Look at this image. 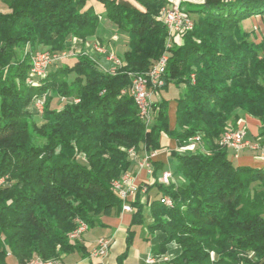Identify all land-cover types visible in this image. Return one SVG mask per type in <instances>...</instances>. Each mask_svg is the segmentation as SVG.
<instances>
[{
    "label": "trees",
    "instance_id": "trees-1",
    "mask_svg": "<svg viewBox=\"0 0 264 264\" xmlns=\"http://www.w3.org/2000/svg\"><path fill=\"white\" fill-rule=\"evenodd\" d=\"M88 1L5 0L0 11V179L7 178L0 188V264L9 258L14 264L57 260L74 251L84 256L68 239L76 221L89 230L121 212L113 183L133 166L129 150L155 152L161 135L177 148L197 135L200 144L193 153L171 152L174 184L146 187L148 232L160 235L150 255L161 257L175 243L177 254L158 264H264V166H238L220 142L247 115L259 122L251 142L264 148V39L254 43L241 28L244 20L264 16V0L204 4L187 12L193 28L171 50L164 85L157 88L184 87L172 129L168 102L152 104L146 123L129 88L135 74L147 73L164 52L167 30L158 14L165 0H132L138 8L125 0H96L104 19L128 39L112 74L78 56L72 65L50 67L36 85L25 84L31 66L19 53L25 47L62 52L70 39L96 35L100 18ZM49 93L70 103L51 109ZM43 96L37 125L28 109ZM252 152L264 158V152ZM139 195L131 204L129 237L130 228L143 223ZM162 196L171 198L172 209L160 204Z\"/></svg>",
    "mask_w": 264,
    "mask_h": 264
},
{
    "label": "crops",
    "instance_id": "crops-1",
    "mask_svg": "<svg viewBox=\"0 0 264 264\" xmlns=\"http://www.w3.org/2000/svg\"><path fill=\"white\" fill-rule=\"evenodd\" d=\"M91 2V8L94 12L99 16L100 19L105 20L104 8L101 4L96 2V0H89ZM177 1L180 2L181 8L183 11L190 12L187 10L188 7H194V9L204 5V4H215L221 2H227L232 0H165V2ZM187 6V7H185ZM86 7H89V4H86ZM193 9V10H194ZM191 10V11H193ZM192 16V15H191ZM243 30L251 35V39L254 43L260 42L264 39V16H254L249 19H246L242 22ZM102 34H97L91 38V41H99L101 44L107 47L109 46V42L116 46L117 39L102 38ZM182 41L175 40V46H180ZM125 52V51H124ZM96 57V62L101 59ZM67 59V58H66ZM61 59L60 63L72 65L75 61V58L70 59ZM98 66V65H97ZM115 69V67H114ZM114 69L108 71L112 72ZM104 72V71H103ZM164 85V84H163ZM184 87L179 86L175 87L173 84H168L166 89H161L155 93V95L151 94L152 104H155L161 100L168 102L169 108V120L172 119L173 126L170 125L172 129L174 127L175 121V101L179 98V96L183 93ZM240 126H244L247 130L249 128L247 140L251 142V140L257 137L259 122L256 119H253L247 115H244L240 119ZM159 150L155 151V156L151 160L152 162V174H147L145 170H140L136 166V159H134L133 166L131 170L128 172L130 175H133L135 178L136 184L139 186L138 192L142 188L147 186H151L155 183H158V180L161 176V173L164 171H169L167 166L172 161L171 152L177 150V146L174 140L170 139L166 135H161L159 139ZM251 152H243L239 158L236 160L238 166L244 167H252V168H260L264 166V158L263 155L254 156L250 154ZM140 156L143 155V152L138 153ZM172 173V172H171ZM174 177V176H173ZM174 182H176V178L174 177ZM152 198L154 196L155 191L152 190ZM140 203L143 205L142 215H143V223L140 227L130 228L133 231V236L129 237V227L132 219V214L134 213H125L121 210L118 214H113L110 217H102L100 218V222L102 226L95 227L87 230L79 241H77L78 245L84 249L85 255L82 256L81 253L74 251L70 254H62L59 257L60 264H118V259L126 253V257L123 259L122 264H146L145 260L150 255V249L153 245L158 243L160 240V235L155 233L153 236L149 235L148 226L152 224V219L149 212V205L147 200V195L140 193ZM151 198V199H152ZM99 238H111L112 244L109 249L107 256L102 260H91L88 258L89 251L94 247L95 242Z\"/></svg>",
    "mask_w": 264,
    "mask_h": 264
},
{
    "label": "built area",
    "instance_id": "built-area-1",
    "mask_svg": "<svg viewBox=\"0 0 264 264\" xmlns=\"http://www.w3.org/2000/svg\"><path fill=\"white\" fill-rule=\"evenodd\" d=\"M158 17L164 21V25H169L171 29V37H167L164 52L160 58L154 62L150 70L145 74H135L136 82H131L129 88H133V95L136 96L137 101H141V109L139 110V118L146 123H150L153 118L152 101H151V90L161 87L164 83L163 76L166 70L168 60L171 57V50L175 46V40L182 41L183 28L192 26V19L190 16L183 12L181 9L180 2L171 1L167 9H164L162 13L158 14ZM99 51L107 56V60L110 62H120L113 61V59L107 54L104 49L97 48ZM63 59V58H62ZM56 60L55 56L48 52H38L34 55L31 61V67L28 74L27 84L32 86L39 82V76L42 73H47L48 68ZM147 77H156V84L147 85ZM43 99H38L35 102V107L38 112L43 110ZM247 130L244 126H240V121L238 122V127L234 129V134H222L220 142L223 143L224 147L229 149L234 159H238L239 155L246 151H260L264 152L258 143L250 142L246 138ZM200 144V138L195 136L192 138L187 145L183 147V154L193 153L196 147ZM136 156V166L140 170H145L147 174H152L151 160L155 156V152L149 154L144 153L142 156ZM263 158V157H262ZM158 183L163 186H169L174 184V177L170 171H164L158 180ZM113 189L117 197L122 202V211L125 213L133 212L131 204L133 203L136 194L139 190V186L135 182L133 175H124L118 181L113 183ZM141 194L145 193V188L140 190ZM162 200V205L172 206V200L169 196H162L159 198ZM88 228L86 224H76V231L74 234H69L68 239L70 242H77L81 239V236L87 232ZM111 238H99L96 240L94 247L89 251L88 258L91 260H102L104 259L111 247ZM146 264H158L152 256L151 260L145 261ZM30 264H60L58 260H54V263H47V260H42L40 258H33L30 260Z\"/></svg>",
    "mask_w": 264,
    "mask_h": 264
},
{
    "label": "rangeland",
    "instance_id": "rangeland-1",
    "mask_svg": "<svg viewBox=\"0 0 264 264\" xmlns=\"http://www.w3.org/2000/svg\"><path fill=\"white\" fill-rule=\"evenodd\" d=\"M127 3H129L130 6L138 8L137 5L132 1V0H125ZM87 4H89V7L93 6L91 5V2L88 1ZM187 7V6H185ZM6 9V2L5 0H0V11L3 10L5 11ZM182 9V8H181ZM194 7H188L187 10H193ZM195 10V9H194ZM185 12V11H183ZM186 13V12H185ZM262 17V16H261ZM241 28L242 27V23H241ZM97 34H102V38H109V39H114L113 37H115V39H117V44L116 46H113L110 42H109V46L107 45V47L105 48V46L103 44H101L99 41L95 40V41H91L90 39L84 41V42H80L75 38H72L69 40V47L67 48V50H64L62 52H51L46 48H37V49H31L30 47H25L21 52H19L22 56L27 55L30 59V64L32 61V58L34 57V55L36 53H40V52H48L51 55L55 56L56 60L53 62V64H51L50 67H52L53 65L56 66L58 64H60V60L63 59H70V58H76L78 56H86L88 58H90L96 65H98L99 70L104 71V72H108L112 69H114L115 65L107 60V56L104 54H100L98 52H96V48H101L104 49L108 55H113L115 56V58L119 59L118 57H122L124 51L126 50V44H127V35L118 30L115 26H113L108 20H102L99 19L98 21V26H97V30H96ZM93 38V37H92ZM101 56L97 62H96V57ZM118 56V57H117ZM66 59V60H67ZM120 60V59H119ZM31 67V66H30ZM49 67V68H50ZM48 68V69H49ZM116 68V67H115ZM110 74H112L113 72H109ZM29 74V71H28ZM28 77V76H27ZM25 79V84L28 86L27 84V78ZM159 90L157 89H153L151 90V94L155 95L156 92H158ZM51 97V103H50V108L51 109H60L63 106H65L66 104L70 103L69 99H63V98H58L56 96H54V94L49 93L48 97ZM38 99H43V101L45 100V97H41V98H36L34 99L32 105L29 107V112H33L34 115L32 117V120L37 124L40 125L42 124V114H43V110L42 112H38L36 110L35 107V102ZM164 101V100H161ZM159 101V102H161ZM167 102V101H166ZM244 117V116H243ZM169 123L171 126H173L172 123V119L169 120ZM249 128H247V133L248 136L251 134L249 133ZM177 148L178 151H180V148ZM264 149V148H263ZM255 152H259V151H255ZM254 152L251 151L250 154H253ZM175 166H176V161L175 159H172V161L170 162V164L167 166L166 169H168L170 172L174 173L175 172ZM7 178H1L0 179V188L3 187L5 184H7L6 181ZM179 248L175 243H171L170 245H168L167 247V252L162 255L161 257L155 258L153 257L156 261H159V263H166L169 262L178 252ZM151 256V255H148ZM211 259L213 260L214 258V254L211 253L210 254ZM58 260V259H57ZM59 261V260H58ZM146 261V260H145ZM9 264H14V260L9 258L8 260ZM241 264V262H240Z\"/></svg>",
    "mask_w": 264,
    "mask_h": 264
},
{
    "label": "bare ground",
    "instance_id": "bare-ground-1",
    "mask_svg": "<svg viewBox=\"0 0 264 264\" xmlns=\"http://www.w3.org/2000/svg\"><path fill=\"white\" fill-rule=\"evenodd\" d=\"M170 2H167L165 4V6L161 9L160 13L163 12L164 9H167L168 8V5H169ZM159 13V14H160ZM158 20L164 25V21L161 20V18L158 17ZM166 30H167V37H171V29H170V26L169 25H164ZM193 28V21H192V26L191 27H185L183 28V35L185 33H187L188 31L192 30ZM105 51V50H104ZM96 52L100 53V54H104L103 51H99L97 48H96ZM105 55V54H104ZM113 61H120L119 59L115 58V56L113 55H109ZM116 67L117 66H120V62H112ZM46 77V73H42L40 76H39V81L42 80L43 78ZM132 82H136V76H134L132 78ZM37 83H35L34 85H36ZM156 84V77H147V85H154ZM130 94L131 96L133 97L134 99V103L137 107V109H141V101H137V98L135 95H133V88H130ZM146 122V121H144ZM224 134H234V129H228L227 131L224 132ZM221 144L223 145V143L221 142ZM129 155L130 157H132L133 159H136V153L134 152V150H129ZM124 175H130L128 172H126ZM124 175L122 177H124ZM160 204H162V200H160ZM172 206H166V208H171ZM172 209V208H171ZM77 224H85L79 220L76 221ZM76 231V228L75 230L71 233V234H74ZM151 260V256H148L146 258V261H149ZM47 263H54V260H47ZM25 264H30V260L28 262H26Z\"/></svg>",
    "mask_w": 264,
    "mask_h": 264
}]
</instances>
